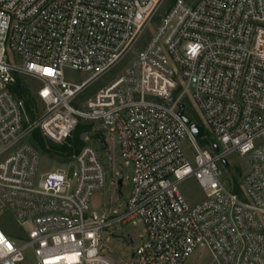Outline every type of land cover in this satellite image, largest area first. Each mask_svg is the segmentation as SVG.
<instances>
[{
    "label": "built area",
    "instance_id": "2783aa9c",
    "mask_svg": "<svg viewBox=\"0 0 264 264\" xmlns=\"http://www.w3.org/2000/svg\"><path fill=\"white\" fill-rule=\"evenodd\" d=\"M165 1L0 0V204L20 232L14 242L0 226V264H106L103 234L136 222L143 235L128 233L126 264H184L199 248L208 264H264V0H174L120 72L83 96ZM21 76L39 83L32 119L10 89ZM180 104L198 114L209 148ZM79 123L95 127L67 166L40 172L33 132L60 142ZM95 132L130 169L126 198L106 212L90 203L106 185ZM231 154L245 167L238 183ZM190 177L204 193L193 205L179 188Z\"/></svg>",
    "mask_w": 264,
    "mask_h": 264
},
{
    "label": "rangeland",
    "instance_id": "374dc122",
    "mask_svg": "<svg viewBox=\"0 0 264 264\" xmlns=\"http://www.w3.org/2000/svg\"><path fill=\"white\" fill-rule=\"evenodd\" d=\"M173 1L174 0L165 1L163 7L160 9L156 17H154V19L151 21V23L148 25L146 30L141 35L132 53L128 55L117 67L112 69L108 74H106L101 79L94 82L93 84H91L88 87L85 94L83 95L84 98L87 96L93 95L97 90H99L104 85H106L130 61L133 52H135L136 50L144 46L149 36L153 33L155 29V25L160 19V15L166 10V8L171 6ZM184 1L187 4H193L197 0H184ZM64 73H65L66 79L72 82H80L86 78L85 73L74 71L71 69H65ZM20 83L26 89L27 93L30 96H33V92H35V90L39 86V83L37 81L27 76H21ZM30 112L31 111L27 110L28 116ZM34 113H35V116L38 115L39 109L36 108V111ZM185 114L188 116L190 120L191 119L196 120L199 118L198 114L192 108L191 109L186 108ZM93 126L91 125V128H90L91 130ZM73 132L69 136H66L60 142H52L51 140L42 136L43 142H44L43 144L46 148H51L54 146H62L64 144L71 147L72 145L69 139L72 137ZM86 132H89V130ZM84 133L85 132L78 135V138L81 141V146L83 145L82 137ZM210 138H211L210 135L208 136L207 132L205 131L203 137L196 138V140L201 146L209 148ZM113 142L114 141L112 140L111 141L108 140V142H106L107 144H106L105 149H103L97 141L92 142L93 146L98 152V155L106 171L105 187L100 191L94 192L90 198L92 209L98 212L108 211L114 205L113 201L115 198H120V200H124L129 191L130 169L128 167L123 166V163L118 155L117 147L114 146ZM39 153H40V161H39V171L40 172L52 171L57 168L66 167L70 161V158H68L67 160H61L55 155L52 156L50 154L43 153L41 151H39ZM227 160L229 164L231 165L229 168V170L231 171V174L234 172V177L236 178L235 183H238L239 179L245 173V167L233 154L229 155L227 157ZM232 169L234 171H232ZM68 170H69V174L73 173L74 166L70 167ZM115 172L120 173V177L118 179H122V187H119L117 185L118 179L115 180L117 177ZM179 188H180L181 193L184 195L187 203L190 205L198 203L204 198V193L200 185L198 184V181L194 177H190L182 181L179 185ZM119 190L122 193V196H119L118 194ZM6 214L7 213L5 209L0 204V221L2 223V226L6 232L16 237V235L20 233L19 228L17 224L14 222L13 218L9 215H7L6 217ZM120 233H123L126 236L129 233L132 237V240L135 243H138L140 240V235H143V227L139 222H136L134 225L127 224L124 226L113 227L110 230H108L105 234H103V239L101 241V246L99 249V257H101V260H105L106 264H126L130 262V256L132 253V244L130 242L124 243L122 239L118 237ZM10 238L14 242H17V240L13 239V237L10 236ZM25 256H26V259H30L29 253H26ZM209 261H210V256L208 252L206 251V249L199 248L195 253H193L185 261L184 264H208Z\"/></svg>",
    "mask_w": 264,
    "mask_h": 264
},
{
    "label": "trees",
    "instance_id": "16d2710c",
    "mask_svg": "<svg viewBox=\"0 0 264 264\" xmlns=\"http://www.w3.org/2000/svg\"><path fill=\"white\" fill-rule=\"evenodd\" d=\"M10 89L12 90V92L15 94L16 97L18 98H22L24 100L26 109L28 111H31L29 113V117L32 119L35 117V111H36V103H35V97L30 96L26 89L21 85L20 83V78H16L15 83L10 87ZM191 121L201 124L198 119H194ZM91 125L90 124H83V123H79L75 129L74 132L72 134V137L69 139V141L71 142V147L64 144L62 146H54L51 148H46L44 146V142H43V138L42 135L40 134L39 130H36L35 132H33V134L30 137V142L32 143V145L38 149L39 151L43 152V153H47L50 155H55L57 156L59 159L61 160H67L68 158H70L75 152H77L80 149L81 146V141L78 138V135L86 132L88 130H90ZM205 131L207 132L208 136L209 133L208 131L205 129ZM204 131V132H205ZM95 136H98V133H95ZM0 226L2 228V230L8 235V236H12L11 234H9L8 232H6L2 226V223L0 221Z\"/></svg>",
    "mask_w": 264,
    "mask_h": 264
},
{
    "label": "water",
    "instance_id": "95a60500",
    "mask_svg": "<svg viewBox=\"0 0 264 264\" xmlns=\"http://www.w3.org/2000/svg\"><path fill=\"white\" fill-rule=\"evenodd\" d=\"M179 107H180V109H179V113H180V115L183 117L184 121H185L187 124H189V127H190V130H191L192 134H193L196 138L203 137V135H204V133H205L203 127H202L200 124L191 121L188 117H186V116L184 115V113H183V110H184V106H183V104H180ZM96 141L101 145V147H102L103 149H105V147H106V142L104 141L103 136L98 135V136L96 137ZM213 148H214V150H217V145L214 144V145H213ZM222 162H223L224 164H226V160H225V159H223ZM117 185H118L119 187H122V179H118V180H117ZM118 194H119V196H122V193L120 192V190L118 191ZM118 237L121 238L122 241H123L124 243H128V242H130V243L132 244V240L130 239V235L127 234V236H126V235H124L123 233H120V234L118 235Z\"/></svg>",
    "mask_w": 264,
    "mask_h": 264
},
{
    "label": "snow or ice",
    "instance_id": "6c2138e0",
    "mask_svg": "<svg viewBox=\"0 0 264 264\" xmlns=\"http://www.w3.org/2000/svg\"><path fill=\"white\" fill-rule=\"evenodd\" d=\"M0 241H3V237L0 236ZM9 251H11V247L9 246Z\"/></svg>",
    "mask_w": 264,
    "mask_h": 264
}]
</instances>
